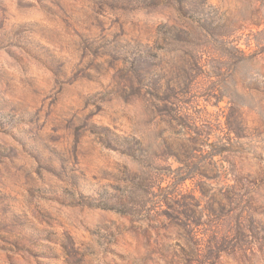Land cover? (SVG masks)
Listing matches in <instances>:
<instances>
[{
	"label": "rangeland",
	"instance_id": "obj_1",
	"mask_svg": "<svg viewBox=\"0 0 264 264\" xmlns=\"http://www.w3.org/2000/svg\"><path fill=\"white\" fill-rule=\"evenodd\" d=\"M206 1L0 0V264H264V0Z\"/></svg>",
	"mask_w": 264,
	"mask_h": 264
},
{
	"label": "trees",
	"instance_id": "obj_2",
	"mask_svg": "<svg viewBox=\"0 0 264 264\" xmlns=\"http://www.w3.org/2000/svg\"><path fill=\"white\" fill-rule=\"evenodd\" d=\"M158 1V0H154ZM179 6V11L189 18L204 17L201 27L210 36L223 35L230 28L229 18L224 13L210 6L206 0H173ZM199 21V20H198ZM242 133L243 129L239 130ZM7 229V227L5 228ZM11 232V231H9Z\"/></svg>",
	"mask_w": 264,
	"mask_h": 264
}]
</instances>
